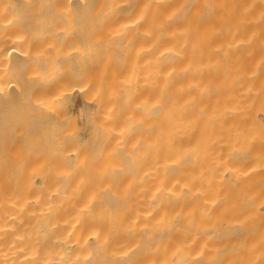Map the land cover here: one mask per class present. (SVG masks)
<instances>
[{"label":"bare ground","instance_id":"obj_1","mask_svg":"<svg viewBox=\"0 0 264 264\" xmlns=\"http://www.w3.org/2000/svg\"><path fill=\"white\" fill-rule=\"evenodd\" d=\"M0 264H264V0H0Z\"/></svg>","mask_w":264,"mask_h":264}]
</instances>
